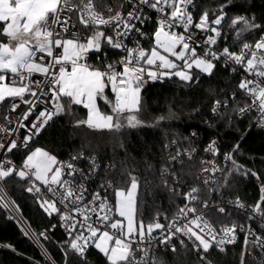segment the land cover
<instances>
[{"label":"snow or ice","instance_id":"6c2138e0","mask_svg":"<svg viewBox=\"0 0 264 264\" xmlns=\"http://www.w3.org/2000/svg\"><path fill=\"white\" fill-rule=\"evenodd\" d=\"M96 4L97 0H0V104L10 101L7 107L11 113H16L21 104L28 106L15 121L6 114L7 124L0 125V207L14 206L7 199L4 183L25 181V191L36 197L40 208L49 217L59 216L67 236L60 245L62 264H70V253L72 261L87 264L92 249L104 258L105 264H162L155 252L170 249L175 253L174 241L185 248L187 241L200 254L199 259L212 264L205 254L214 247L226 253V246L236 244L240 234V264H246L245 258L253 248L264 255V184L260 186L259 199L251 205L238 196L220 205L211 200L212 193L220 194L229 185L228 178L233 174L260 179L257 172L237 161L239 142L223 154L225 166L221 167L215 159L220 156L217 142L209 141L204 152L213 159L201 161V172L196 177L202 180L203 188L191 185L184 191L179 175L167 165L161 168L163 186L185 201L183 206H177L171 219L164 214L166 225L160 222L159 212L145 224L136 175L128 174L126 187L112 181L101 185L102 189H112L114 203L99 191L89 200L84 184L77 183L78 169L71 162H60L42 148L31 149L35 138L57 117L70 113L73 106L86 110V118L75 122L77 127L86 125L109 132L145 127L146 122L140 118L142 93L150 82L176 77L191 86L202 75L212 77L218 66L241 75V79L236 91L223 101L213 102L212 113L218 115L230 100L237 101V93H242L246 100L235 109L237 115L255 112L253 124L264 129V18L258 19L250 11L252 5L247 0H225L213 10L212 19L207 9L195 19V0H123L122 7L131 5V10L124 13L108 8L107 17L97 11ZM229 8L243 11L230 15ZM153 15L155 30L149 34L144 28L153 22ZM225 26L231 36L224 32ZM81 28L86 34L81 33ZM252 34L258 38L250 41ZM221 39L225 41L223 46ZM145 40L150 47L143 46ZM110 52L119 53L120 58L110 59ZM90 54L96 56L97 63L89 62ZM164 119L161 116L158 121ZM23 148L29 151L17 167L9 154ZM195 152L196 149L178 150L170 161L182 163V156L191 160ZM90 159L96 171L100 166L94 156ZM79 176L85 178L82 172ZM202 192L209 199H201ZM198 204L225 218L226 214L243 211L248 223L221 224L217 228L208 214L197 208ZM229 204L234 208L229 209ZM56 227L52 225L51 230ZM24 235H28L27 231ZM39 235L48 239L47 231Z\"/></svg>","mask_w":264,"mask_h":264},{"label":"trees","instance_id":"16d2710c","mask_svg":"<svg viewBox=\"0 0 264 264\" xmlns=\"http://www.w3.org/2000/svg\"><path fill=\"white\" fill-rule=\"evenodd\" d=\"M242 2L243 0H236V3ZM247 2L252 5L250 11L254 12L258 19L264 18V0H247ZM223 3L225 0H197L199 11L207 9L211 18H214L213 10ZM227 11L233 15L242 12L243 9L229 8ZM224 30L230 31L227 26ZM250 37H255V34ZM91 56L96 58L95 55ZM110 56L116 57L117 54ZM239 81L238 76L218 66L212 77L202 75L199 82L191 86L183 84L176 77L165 79L163 82H150L142 93L143 111L140 113V118L147 126L134 130L125 128L119 132H109L93 130L86 125L77 127L75 122L86 118V110L80 106H73L70 113L57 117L36 137L31 149L41 147L55 154L59 161L77 152L95 154L105 163L115 166L110 168V172L114 184L118 187L127 186L129 173L136 175L140 180L141 211L147 224L152 222L157 212L161 213V220L164 214L171 218L177 206L184 203L183 199L174 197L163 186L160 170L164 166L167 165L179 175L182 190L186 191L191 185H199L203 188L202 180L196 179L200 175L199 157L194 156L189 160L185 156L182 163L171 162V146L182 151L194 147L201 153L204 145L212 138H216L220 156L223 157L224 153L230 152L232 146L239 142L240 150L235 153L237 161L246 169L257 172L260 179L257 180L251 175L245 177L233 174L228 178L229 185L222 188L220 194L212 193L211 200L218 204L225 200H235L238 196L242 202L251 205L259 199L260 186L264 184V129L252 126L250 115L243 117L237 115L235 109L241 107L246 100L242 93H237V101L230 100L229 106L222 108L218 115L213 114L211 110L215 100H223L227 94L236 91ZM6 106L7 101L0 104V117L5 115ZM101 107L105 111L108 110L103 104ZM161 116L165 119L158 121ZM193 132L197 133L194 137L191 135ZM28 151V149L18 151V159L21 163ZM224 166L225 164L222 165ZM169 182L171 183V178ZM220 182L224 183L223 177H220ZM6 186L41 246L55 264H62L63 254L60 245L67 236L60 228L59 216L53 214L49 217L40 208L36 197L25 191L27 187L25 181L13 180L6 182ZM201 199H209V197L202 192ZM197 208L208 214L210 221L217 227L221 224H232L234 219L242 220L236 217V214H226L227 218H225L212 213L209 209H203L199 204ZM54 224L57 227L53 231L51 228ZM45 231L48 239L39 235ZM24 232L15 219L8 218L6 211L0 209V243L44 264H51L31 237L24 235ZM186 244L187 248L175 241V253L170 249H160L155 252V257L157 261H162V264H206L199 259L200 254L192 249V245L187 241ZM242 245L243 240L228 245L226 253H220L214 247L205 255L212 264H240ZM71 257L70 253V264H79V261H72ZM245 259L246 264H260L263 261L255 248ZM0 264L33 263L25 256L0 246ZM87 264H105V261L95 249H92L87 255Z\"/></svg>","mask_w":264,"mask_h":264},{"label":"built area","instance_id":"2783aa9c","mask_svg":"<svg viewBox=\"0 0 264 264\" xmlns=\"http://www.w3.org/2000/svg\"><path fill=\"white\" fill-rule=\"evenodd\" d=\"M195 2H196V5H197V0H195ZM122 5H123V0H104L103 3H100L99 0H97L96 9H97V11L103 13V15L105 17H107L109 15V13L107 11L108 8H112L113 9V12L122 10L124 13H127L129 10H131V5H126V6H123V7H122ZM193 11H194L195 19H198L199 14L201 12V11H199L198 5H197V7ZM209 18L212 19L211 16H210V14H209ZM154 19H155V17L153 15V22L150 23V24H148V25H146L145 28H144V31L148 32L149 34L152 33L155 30ZM194 31H197L198 38H202V35L198 32V30H195L194 29ZM224 32L226 34H228L229 36H231L230 31L224 30ZM81 33L82 34H85V31H84L83 28H81ZM107 34L111 35L112 34L111 30H108L107 31ZM255 38H258V37H256V36L255 37H250L249 40L251 41V40H254ZM224 42L225 41L223 39H221L220 45L223 46ZM142 43H143V46L145 48L150 47L148 41L145 40V41H142ZM130 46H131V44H130ZM234 50H237V49H234ZM197 51L199 52L200 49H198ZM109 55H112V53H110ZM119 58H120L119 57V53H117V56L116 57L110 56V59H112V60H117ZM89 62L95 64V63H97V60H96V58H93L91 56V54H90V61ZM236 76L239 77V80L241 79V75H238L237 74ZM25 98L28 99L30 97H27L26 96ZM223 100H221V101H223ZM17 102H19V101H17ZM9 104H10V101H7V105H9ZM27 107H28L27 105L21 104L20 108L17 109V112L16 113H11V112H9L8 107L6 106L5 115L6 114L7 115H10L12 117V119L15 121L16 118H17V114L23 113L27 109ZM5 115L3 117H0V125H6L7 124V122L4 119ZM246 115H250L251 116L252 126H254L257 129H261V128L255 126L253 124V120L255 119V117L257 115L255 112L248 113ZM30 119H31V117H30ZM23 131L24 130L21 129L20 132H19V135L22 136L23 135ZM211 140H216L217 146H218V139L212 138ZM34 142H35V140L30 144V147L34 144ZM208 143L206 145H204L201 153L198 151V149H196L194 147L192 148V149H196V152L193 153V157L194 156H198L199 159H200V163H201L202 160H211V159H213V157L210 154L204 152V148L208 145ZM171 148H172V155H171V157L174 156V155H176V153H177L178 150L179 151H182V149H176V148H173V146H171ZM24 149H27V148H23V149H21L19 151H22ZM192 149H187V150L188 151H191ZM93 156L96 158L97 164L100 166L96 171H93V169L91 167V159L90 158L93 157ZM9 157L11 159H13V161H14V163H15V165L17 167H20L22 165L23 162L21 163L19 161V159H18L19 155H18V152L17 151L14 150L13 153L9 154ZM73 157H77V158L76 159H72ZM183 157H185V156H182L180 159L182 160ZM215 159H216L217 164H219L222 167V165L224 164L223 157L222 156H219V157H216ZM60 162H65V163L71 162L78 169V174L76 176L77 183H83L84 184V186L87 189V198L89 200L91 199V194L96 193V192L99 191L100 194H101V196L108 195L109 199L114 203V195H113L112 189L111 188H107V189H102L101 188V185L107 184L108 181H112L113 184H114V181H113V178H112V175H111V172H110L111 169L109 167V165H110L109 163L108 164L105 163L103 161V159H101L99 156H97L95 154H88V153H85V152L72 153L67 159L62 160ZM177 162H179V161H177ZM79 172H82L84 174V177H85L84 179H81L80 178ZM200 172H201V167H200L199 173ZM217 175L219 176V174H217ZM37 184H39V182H37ZM41 189H42L43 192L46 193V189H44L42 185H41ZM4 190H5V194L7 196V199L9 201L14 202V200H13V198H12V196H11V194H10L7 186H6V182L4 183ZM187 190L188 189H186V191ZM49 199H51V196L50 195H49ZM184 203H185V201H184ZM221 203L222 202L218 203L217 205H220ZM183 204L181 206H183ZM15 206H17V205L14 202V206L13 207H10V208L0 207V209H4L6 211L8 218H13V219H15L17 221L21 225V227L24 229V231H27L28 235L36 243V245L41 249L42 253L49 259V261L52 264H55L53 262V260L51 259V257L48 255V253L41 246L40 242L38 241V239L36 238V236L32 232L31 228L29 227L27 221L22 216V214L20 213V211L19 210H14V207ZM58 206L61 207V210L63 211V207L60 206V205H58ZM228 207H229V209H233L234 208V206L231 205V204H229ZM229 215H231V214L229 213ZM237 216L239 218H241L242 220L234 219V223H237V224H240V223L247 224L248 223V221L245 219V213L243 211L237 210L236 211V217ZM169 219H171V218H169ZM208 219H209V217H208ZM160 222L161 223H165V225H166V221L164 220V218L162 220L160 219ZM211 223H212V221H211ZM229 225H231V224H229ZM252 227H254V228L256 227V224L254 222L252 223ZM60 228L65 233L64 229L62 227H60ZM217 228H219V227H217ZM154 235H155V233H154ZM240 240H243V235L242 234H240L238 236V241H240ZM174 243H175V241H174ZM0 246L4 247L6 249H9L11 251H14V252H16V253H18V254H20L22 256H25L30 261H32L33 264H44L42 261H40L38 259L32 258V257L27 256V255H24V254H21L20 252L14 250L12 247H8V245H5L3 243H0ZM259 253L261 255L262 260L264 261V255H262L261 252H259Z\"/></svg>","mask_w":264,"mask_h":264},{"label":"rangeland","instance_id":"374dc122","mask_svg":"<svg viewBox=\"0 0 264 264\" xmlns=\"http://www.w3.org/2000/svg\"><path fill=\"white\" fill-rule=\"evenodd\" d=\"M36 148H41V147H36ZM43 149V148H42ZM45 150V149H44ZM47 151V150H46ZM49 152V151H48ZM49 153H51V152H49ZM52 155H55V154H53V153H51ZM56 156V155H55ZM58 159V158H57ZM46 257V256H45ZM47 258V257H46ZM48 259V258H47ZM49 260V259H48ZM51 263V262H50ZM52 264V263H51Z\"/></svg>","mask_w":264,"mask_h":264}]
</instances>
